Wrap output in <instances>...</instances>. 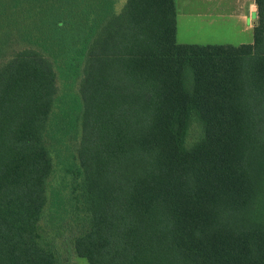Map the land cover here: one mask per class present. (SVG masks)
Listing matches in <instances>:
<instances>
[{
  "label": "trees",
  "instance_id": "1",
  "mask_svg": "<svg viewBox=\"0 0 264 264\" xmlns=\"http://www.w3.org/2000/svg\"><path fill=\"white\" fill-rule=\"evenodd\" d=\"M35 1L41 46L0 62V264H60L41 223L55 107L77 133L76 256L264 264V0L238 45L178 43L175 0Z\"/></svg>",
  "mask_w": 264,
  "mask_h": 264
},
{
  "label": "rangeland",
  "instance_id": "2",
  "mask_svg": "<svg viewBox=\"0 0 264 264\" xmlns=\"http://www.w3.org/2000/svg\"><path fill=\"white\" fill-rule=\"evenodd\" d=\"M124 1H117V10ZM175 1L178 43L238 45L252 40V31L241 28L243 18L228 15L229 8L222 7L224 14L214 12L209 16L206 0ZM36 3L35 0H0V62L17 49L41 46L43 35L37 28L39 13ZM250 15L254 17L253 13ZM255 18L257 21V9ZM55 69L58 102L72 105L77 94V78L64 79L59 63L55 64ZM66 114L69 117H63V111L55 107L49 120L47 141L53 167L47 181V203L41 223L46 229L47 238L58 251L60 264H87L84 258L76 256L72 251L73 235L79 224L86 219V214L79 195V177L74 173L75 169H72L73 163H76L74 136L77 133L67 122L74 113L67 110ZM58 121L60 127L56 125Z\"/></svg>",
  "mask_w": 264,
  "mask_h": 264
},
{
  "label": "crops",
  "instance_id": "3",
  "mask_svg": "<svg viewBox=\"0 0 264 264\" xmlns=\"http://www.w3.org/2000/svg\"><path fill=\"white\" fill-rule=\"evenodd\" d=\"M117 1L119 0H115V4H117ZM206 1L209 4L208 5V8H209L208 15L209 16H211L214 12L218 14H224L222 13V7H227L229 8V11H227L228 15L233 14L237 18H240V17L243 18L241 19V28L243 30L250 29L252 31L253 25L256 22V18H255L256 17V5H255L254 0H206ZM175 5H176V1H175ZM251 13L254 14V17H251L250 15ZM176 16H177V8H176ZM175 38L177 41V27H176ZM251 42L252 40L249 43ZM239 44H242V43H239Z\"/></svg>",
  "mask_w": 264,
  "mask_h": 264
}]
</instances>
